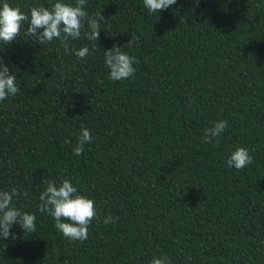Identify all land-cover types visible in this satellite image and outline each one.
Listing matches in <instances>:
<instances>
[{"label": "trees", "instance_id": "obj_1", "mask_svg": "<svg viewBox=\"0 0 264 264\" xmlns=\"http://www.w3.org/2000/svg\"><path fill=\"white\" fill-rule=\"evenodd\" d=\"M7 2L30 14L56 0ZM86 11L106 19L99 41L82 33L71 53L36 43L28 22L0 42L20 89L0 102V190L18 188L12 203L37 218L35 232L16 224L17 239L0 238V264H264V0H177L160 13L88 0ZM113 45L138 61L133 77L108 78ZM219 120L229 127L204 143ZM82 126L93 140L76 156ZM240 146L253 163L236 170ZM64 179L98 210L83 243L39 211L46 181ZM109 211L119 219L105 225Z\"/></svg>", "mask_w": 264, "mask_h": 264}, {"label": "clouds", "instance_id": "obj_2", "mask_svg": "<svg viewBox=\"0 0 264 264\" xmlns=\"http://www.w3.org/2000/svg\"><path fill=\"white\" fill-rule=\"evenodd\" d=\"M177 3V0H143L144 7L150 13H160ZM199 5V0H195ZM88 0H75V4L66 3L65 0H56L50 7H31L30 14L22 11L20 6H11L7 0L0 7V42L11 45L21 35L22 25L28 22L26 35L32 37L39 45L60 40L66 51H73L69 41L78 40L82 33L89 41H99L101 24L106 20L102 13L90 17L86 11ZM131 43V40L128 42ZM89 54L87 46L75 51V55L84 59ZM104 62L109 69L108 78L112 81L126 80L133 77L137 69L134 67L138 61L134 56L122 52L121 47L113 45L104 51ZM20 91L16 75L10 72L9 67L0 57V102L9 96H15ZM191 102V98H190ZM229 127L227 120L213 122L205 129L203 142L213 143ZM93 140L91 130L81 127L78 142L73 154L80 156L85 146ZM70 143V141H66ZM253 163V156L246 147H237L227 160L228 167L243 170ZM46 188L40 194L39 211L49 213L53 218L55 228L71 241L83 243L88 239L90 226L94 218H99L94 199L79 194L77 187L70 179H64L59 186L55 181H46ZM21 195L18 188L11 191L0 190V238L17 239L11 229L19 224L25 233L36 231V215L17 208L12 202L14 197ZM24 196L28 192L23 193ZM119 217H114L109 211L103 218L105 225L115 223ZM150 264H171L165 255L154 257Z\"/></svg>", "mask_w": 264, "mask_h": 264}]
</instances>
